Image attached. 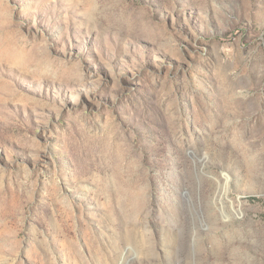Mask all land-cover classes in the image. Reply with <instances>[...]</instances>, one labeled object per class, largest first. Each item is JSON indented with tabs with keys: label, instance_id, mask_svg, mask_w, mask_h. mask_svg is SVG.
Returning <instances> with one entry per match:
<instances>
[{
	"label": "rangeland",
	"instance_id": "1",
	"mask_svg": "<svg viewBox=\"0 0 264 264\" xmlns=\"http://www.w3.org/2000/svg\"><path fill=\"white\" fill-rule=\"evenodd\" d=\"M0 264H264V0H0Z\"/></svg>",
	"mask_w": 264,
	"mask_h": 264
}]
</instances>
